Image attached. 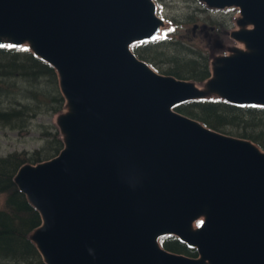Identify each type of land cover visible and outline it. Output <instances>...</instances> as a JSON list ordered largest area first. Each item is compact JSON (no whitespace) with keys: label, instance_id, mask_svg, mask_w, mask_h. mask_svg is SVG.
<instances>
[{"label":"water","instance_id":"95a60500","mask_svg":"<svg viewBox=\"0 0 264 264\" xmlns=\"http://www.w3.org/2000/svg\"><path fill=\"white\" fill-rule=\"evenodd\" d=\"M198 1L240 13L202 86L133 51L166 26L154 0H0V47L51 65L65 100L63 149L14 177L44 264H264V150L176 110L264 108V0ZM171 236L197 257L165 249Z\"/></svg>","mask_w":264,"mask_h":264},{"label":"trees","instance_id":"16d2710c","mask_svg":"<svg viewBox=\"0 0 264 264\" xmlns=\"http://www.w3.org/2000/svg\"><path fill=\"white\" fill-rule=\"evenodd\" d=\"M180 45L177 40L168 41L164 37L137 44L133 51L140 59L157 66L158 60L168 56L171 46L177 49ZM187 53L195 56L178 54L170 57L173 66L163 74L203 83L210 77L209 56ZM64 104L58 76L51 65L26 47H0V129L19 131L20 135L26 136L32 120L40 115L59 114L64 110ZM176 110L215 131L251 140L264 150L263 107H238L213 99L188 102ZM42 135L45 145L32 154L24 151L0 156V264H44L29 239L41 225V216L14 182L21 166L50 160L63 149L56 127L46 128ZM161 243L173 253L189 257L198 255L196 249L173 236L161 239Z\"/></svg>","mask_w":264,"mask_h":264},{"label":"rangeland","instance_id":"374dc122","mask_svg":"<svg viewBox=\"0 0 264 264\" xmlns=\"http://www.w3.org/2000/svg\"><path fill=\"white\" fill-rule=\"evenodd\" d=\"M155 2L158 5L159 16L167 21L162 38L167 37L168 41L175 39L177 43H181L180 46H176L177 49L171 46L170 52H167L168 56H164L165 58L157 61L158 67L152 65L160 74L172 68L173 64L170 62V57L174 55L181 54L182 56H190L193 58L195 55H189L187 52H197L209 56L211 50L206 49V38L204 35L199 34L196 37L193 36V27L196 24H206L210 27L213 25L217 26L226 45H238L230 38V32L236 29L235 20L240 14L238 8H230L222 12H216L207 8L198 0H155ZM225 31H228L229 35H223L222 32ZM222 53L224 51H220L219 53L215 51L214 55ZM197 84L202 86L203 83L197 82ZM57 116L58 114H45L32 120L28 131L29 133L26 136L20 135L19 131L0 129V156H7L13 152L24 151L32 154L34 151L41 149L46 143L42 132L52 126L58 129L56 125Z\"/></svg>","mask_w":264,"mask_h":264},{"label":"flooded vegetation","instance_id":"af4514ba","mask_svg":"<svg viewBox=\"0 0 264 264\" xmlns=\"http://www.w3.org/2000/svg\"><path fill=\"white\" fill-rule=\"evenodd\" d=\"M207 7V6H206ZM208 8V7H207ZM212 11L216 12H222L221 10L212 9ZM215 12V13H216ZM219 28L217 26H208L206 24L204 25H194L193 27V36H197L199 34H203L206 38V49H210L211 53L209 54V61L213 58L214 52L219 53L221 50H218L217 47L220 45V43H223V46H228L224 43L221 34L219 33ZM222 34H228V31L222 32ZM223 51V50H222Z\"/></svg>","mask_w":264,"mask_h":264}]
</instances>
